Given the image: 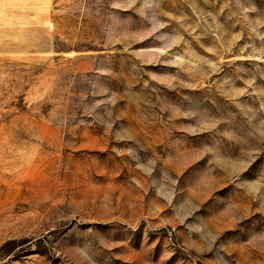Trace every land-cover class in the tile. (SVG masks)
Returning <instances> with one entry per match:
<instances>
[{
    "label": "rangeland",
    "instance_id": "obj_1",
    "mask_svg": "<svg viewBox=\"0 0 264 264\" xmlns=\"http://www.w3.org/2000/svg\"><path fill=\"white\" fill-rule=\"evenodd\" d=\"M0 264H264V0H0Z\"/></svg>",
    "mask_w": 264,
    "mask_h": 264
}]
</instances>
